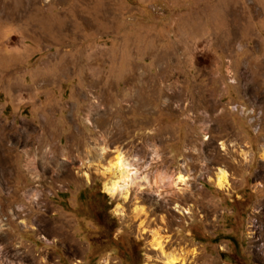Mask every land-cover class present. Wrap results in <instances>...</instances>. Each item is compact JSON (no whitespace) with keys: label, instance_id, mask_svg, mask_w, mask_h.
<instances>
[{"label":"rangeland","instance_id":"rangeland-1","mask_svg":"<svg viewBox=\"0 0 264 264\" xmlns=\"http://www.w3.org/2000/svg\"><path fill=\"white\" fill-rule=\"evenodd\" d=\"M165 252L264 264V0H0V264Z\"/></svg>","mask_w":264,"mask_h":264},{"label":"bare ground","instance_id":"bare-ground-1","mask_svg":"<svg viewBox=\"0 0 264 264\" xmlns=\"http://www.w3.org/2000/svg\"><path fill=\"white\" fill-rule=\"evenodd\" d=\"M102 173L106 178L104 181V190L111 197H115L121 193L125 198H128L131 185L135 184L139 188H143V183L141 181L149 183L146 177L142 178L139 176L131 160L128 159L121 150H116L114 156L108 161V165L102 167ZM185 177L179 174L177 180L179 182L183 181ZM136 179L138 180L135 181ZM228 183V172L223 168H219L216 173V178L214 179V184L219 188H225ZM161 242L159 236L154 238V243L157 247L161 248ZM164 257L167 264H176L179 260L177 256L170 253L167 254L166 252L164 253Z\"/></svg>","mask_w":264,"mask_h":264}]
</instances>
